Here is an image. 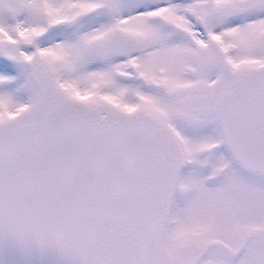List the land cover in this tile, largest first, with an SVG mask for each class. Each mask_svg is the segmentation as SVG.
Listing matches in <instances>:
<instances>
[{
	"label": "snow or ice",
	"instance_id": "6c2138e0",
	"mask_svg": "<svg viewBox=\"0 0 264 264\" xmlns=\"http://www.w3.org/2000/svg\"><path fill=\"white\" fill-rule=\"evenodd\" d=\"M0 264H264V0H0Z\"/></svg>",
	"mask_w": 264,
	"mask_h": 264
}]
</instances>
